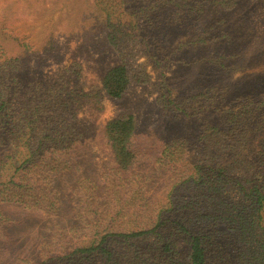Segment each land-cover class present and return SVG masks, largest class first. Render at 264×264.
Wrapping results in <instances>:
<instances>
[{"label":"rangeland","instance_id":"374dc122","mask_svg":"<svg viewBox=\"0 0 264 264\" xmlns=\"http://www.w3.org/2000/svg\"><path fill=\"white\" fill-rule=\"evenodd\" d=\"M105 1L112 25L101 28L97 0H0L1 88L8 92L0 169L28 157L12 179L16 185H0V264H69L62 255L75 246L158 221L208 225L210 214L223 209L222 194L212 174L202 176V185L193 180L203 152L193 141L198 127L217 122L235 97L257 102L264 121V0H234L220 39L196 41L172 26L166 51L154 53L144 45L145 30L117 19L114 2ZM122 61L139 80L115 101L101 78ZM47 85H56L57 97ZM121 112L135 119V155L124 169L116 166L104 132ZM179 138H186L183 149L172 148ZM241 143L233 156L238 164L249 169L255 162L264 170V154H256L264 147V123L249 125ZM228 196L239 198L234 191ZM227 224L233 225L218 222L215 234ZM170 239L181 260L182 238ZM258 245L251 247L258 251ZM158 246L153 232L110 244L115 264H162ZM95 264L104 259L98 255Z\"/></svg>","mask_w":264,"mask_h":264},{"label":"trees","instance_id":"16d2710c","mask_svg":"<svg viewBox=\"0 0 264 264\" xmlns=\"http://www.w3.org/2000/svg\"><path fill=\"white\" fill-rule=\"evenodd\" d=\"M97 1L105 19L103 21L97 16L96 20L100 23L101 28L107 25L111 26L112 18L107 7H110V3L105 0ZM112 1L117 19L119 17L129 18L133 23L132 26L138 29V33L143 29L146 33L145 36H150L148 40H145L144 45L148 51L153 53L157 50L166 51L168 30L172 26L191 32L196 41L220 39L224 36L225 12L234 6V0ZM103 2L107 6H104ZM140 20H142L141 24H139ZM5 69V63L0 62V73L5 74ZM1 80L3 79L0 74V116L3 115V110L8 103V99L4 97L8 92L1 88ZM138 80L137 72L131 69L127 62L122 61L105 71L101 78V85L107 96L116 101L122 98L130 83ZM51 82H56V78ZM47 89L50 92L54 90V95L51 92L53 96L57 95L56 85H47ZM256 103H253L249 97H235L226 113L220 115L219 123L218 121L212 124L201 123L197 130L198 134H195L193 138V141L200 145L199 148L203 147L200 160L194 161L195 170L203 172L202 174L197 173V178H200V181H197V178L193 180L202 185L205 183L202 176L212 174L213 180L218 183L213 187L216 192L222 194L219 203L223 209L214 210L210 214L212 217L209 218L211 221L207 220L208 225L202 227L177 220L171 227L169 224L158 221L159 223L138 231L108 232L95 238L88 245L71 248L62 256L70 262L69 264L77 262L95 264L98 255L104 259L105 264H115L117 260L114 257L113 248H110L111 243L153 232L158 239L159 246L157 248L162 264H224V262L229 264H264V170H257L259 166L255 162H251L253 165L251 168L245 169L238 164L239 161L233 158L242 150L241 142L249 125L264 123L260 113H257L254 108L257 106ZM261 127L262 124L259 128ZM134 128L135 119L132 114L126 112H121L109 119L104 126L115 164L120 169L126 168L135 155L134 149L130 146ZM184 141L186 138L174 140L175 146L172 145V148L183 149L182 142ZM40 144L41 140L39 139L37 146L40 147ZM260 153L264 154L263 146H260V150L256 154ZM225 156L229 158L225 159ZM27 160L28 157H24L19 165L11 160L5 162V165L9 162L13 165L8 168V171L0 169V185L8 183L14 187L16 182L12 179L18 175L19 169L22 165L24 166ZM259 164H264V161H259ZM3 177H8V179L1 180ZM210 188L207 187L206 190L210 191ZM231 191L236 192L239 198L232 200V197L228 196ZM228 204L230 207L226 206ZM220 221L233 225L227 224L220 231L221 235H216L215 232ZM235 222H239V224ZM176 235H179L185 244L181 260L175 258L178 252L174 249V242L170 239L171 236ZM254 241L259 244L258 251L251 247ZM245 252L249 254L244 255ZM52 258L49 257L48 260ZM45 263L46 260H43L37 264ZM145 263H147L146 260H144Z\"/></svg>","mask_w":264,"mask_h":264}]
</instances>
